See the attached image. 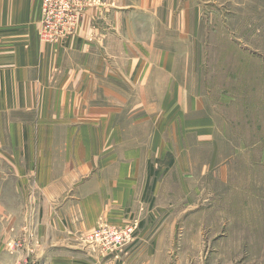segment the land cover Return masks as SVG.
<instances>
[{"label":"crops","instance_id":"1","mask_svg":"<svg viewBox=\"0 0 264 264\" xmlns=\"http://www.w3.org/2000/svg\"><path fill=\"white\" fill-rule=\"evenodd\" d=\"M40 4L0 0V178L18 200L40 202L35 249L45 264H181V161L169 166L152 110L127 109L185 100L180 75L170 92L181 0H96L63 44L42 41ZM154 74L165 81L158 101ZM206 120L188 121L185 133L209 138L212 152L245 150L235 119ZM102 223H132L134 235L102 251L86 239Z\"/></svg>","mask_w":264,"mask_h":264},{"label":"rangeland","instance_id":"2","mask_svg":"<svg viewBox=\"0 0 264 264\" xmlns=\"http://www.w3.org/2000/svg\"><path fill=\"white\" fill-rule=\"evenodd\" d=\"M177 48L170 92L177 83L172 75H180L181 105L139 103L127 109L149 118L152 110L155 133L163 132L173 151L169 166L176 170L181 161V264H264V0H181ZM154 78L158 101L165 81ZM226 116L235 119L243 152H212L209 138L185 133L188 121L224 123ZM16 189L0 178V264H45L35 249L40 202L18 200Z\"/></svg>","mask_w":264,"mask_h":264},{"label":"built area","instance_id":"3","mask_svg":"<svg viewBox=\"0 0 264 264\" xmlns=\"http://www.w3.org/2000/svg\"><path fill=\"white\" fill-rule=\"evenodd\" d=\"M96 0H41L40 37L48 44L65 43L74 34L84 11ZM135 229L132 223L126 227L100 224L87 235L90 244L102 251L122 249L131 241Z\"/></svg>","mask_w":264,"mask_h":264}]
</instances>
